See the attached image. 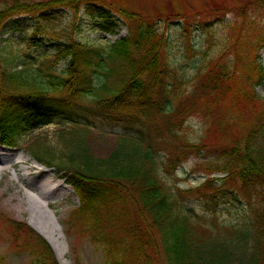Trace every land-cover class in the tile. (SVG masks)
<instances>
[{"label": "trees", "instance_id": "1", "mask_svg": "<svg viewBox=\"0 0 264 264\" xmlns=\"http://www.w3.org/2000/svg\"><path fill=\"white\" fill-rule=\"evenodd\" d=\"M184 9L152 16L114 0H10L0 8V28L9 19L30 17L36 23L31 45L42 30L52 36V22L65 10L115 15L128 34L110 43L56 44L49 62L38 63H49L40 83L24 77L29 62L23 56L5 53L0 145L26 151L61 173L80 200L66 221L68 232L102 248L107 264H264V98L255 90L264 82L263 69L254 59L242 63L248 71L237 74V65L229 69L210 59L187 93L172 66L168 39L156 26L179 17L189 51L191 26ZM225 101L226 113L213 117V109ZM201 110L212 113L201 114L206 118L202 134L189 138L182 130ZM50 125L58 127L54 136L63 142L59 156L34 136ZM107 129L114 131L115 149L107 158H95L86 140ZM203 154L210 156V173L223 175L221 185L211 178L193 193L177 191L178 197L186 203L192 196L213 202L230 185L231 200L242 201L236 224L226 226L215 214L188 209L156 174L158 159L166 168ZM15 227L21 243L14 239L11 247L25 253L30 264H59L42 237L24 224Z\"/></svg>", "mask_w": 264, "mask_h": 264}, {"label": "rangeland", "instance_id": "2", "mask_svg": "<svg viewBox=\"0 0 264 264\" xmlns=\"http://www.w3.org/2000/svg\"><path fill=\"white\" fill-rule=\"evenodd\" d=\"M120 1L132 11L152 16L160 15L161 12L166 13L169 10L174 11L178 7L185 8L182 12H186L185 16H188L189 19L190 41L193 47L189 51L185 49L182 42L181 27H183V23L179 17L173 15L172 22L162 20L156 26L168 39L172 66L183 80L181 82L184 84L181 87H186L187 93L192 89L189 82L196 76L202 63L210 59L220 60V65H225L229 69L230 67L235 68L237 65V74L249 70L242 63H249L257 59V63L260 64L264 73V0H114L116 3ZM9 2L10 0H0V8ZM108 20L112 25H106ZM158 22L156 20V23ZM42 24L46 25L48 22ZM35 28L36 23L26 15L7 20L0 28V61L5 58L6 54L8 57L23 56L29 62L24 77L36 83L45 82L42 81L41 76L45 74L46 71L43 69L47 65L49 66V63L41 64L42 66L38 63L49 62L56 44L71 40L110 43L128 34L126 24L115 15L106 18L103 13H89L84 10H65L58 20L52 22V36H45L42 30L39 42L36 45H31L28 38ZM37 65L40 66L37 67ZM255 90L261 98H264V82ZM227 105L226 101L220 103L213 109L212 116L224 115ZM202 113L211 115L212 112L201 110L197 115H193L182 133L187 134L189 138H197L201 135L206 119L201 117ZM209 118H207L208 122ZM56 131H58V127L50 125L36 131L34 136L38 135L40 144L59 156L60 152L64 151V147L63 142L54 136ZM113 132L107 129L103 134L93 132L89 135L86 144L93 157L107 158L114 151L116 136ZM0 155H5L9 159L20 157L26 163L25 165L14 164L12 168H8L5 173L0 175V264H30V258L25 253H18L11 247L10 242L14 239L18 245H20L19 242L21 243V240L17 239L19 234L14 235V232L18 231L15 226L24 224L40 237L41 235L28 224V215L24 211V207L20 208L19 206L23 205V195L17 193L19 189L15 188V185L12 184L14 182L10 178L20 168H29L30 178L38 176L39 178L46 177L48 180L65 181L55 168L38 163L26 151L0 145ZM164 161L163 158L156 160V174L163 184L171 188L176 199L182 202L186 203V199H180L177 191L190 190L193 193L195 189L201 188L206 180H212L211 178L217 180L214 182L217 186L221 185L219 178L223 175L210 173L212 167L208 164L210 161L208 155L190 156L174 167L165 168ZM35 165L38 167L35 168ZM67 186L72 190L68 195L60 197V194L56 193L52 196L53 199L48 200L49 208L54 214V217L50 215L51 219L56 221L54 238H57L58 241V247L56 246L58 255L52 250L57 262L59 264H74L78 257L80 264H107L102 248L96 246L85 236H79L76 239L74 233L68 232L65 222L70 219L72 211L79 206L80 200L76 192L69 185ZM231 189L230 185L223 186L222 190L226 191L223 194L218 193L213 202L203 197L192 196L187 200V207L198 214L207 216L215 214L218 223L226 226L236 224L243 215L242 201L241 199L239 201L231 200L229 193ZM201 192L203 191L201 190Z\"/></svg>", "mask_w": 264, "mask_h": 264}, {"label": "bare ground", "instance_id": "3", "mask_svg": "<svg viewBox=\"0 0 264 264\" xmlns=\"http://www.w3.org/2000/svg\"><path fill=\"white\" fill-rule=\"evenodd\" d=\"M18 163L21 165L26 164L20 157L9 159L5 155H0V175ZM37 167L35 165V168ZM28 171L29 168H20L10 178L14 182L12 184L15 185V188L19 189L17 193L23 195V205L19 203V206L20 208L24 207L23 209L28 215V224L46 239L56 255H58V249L56 248V246L58 247V241L57 238H54L56 232L54 224L56 221L51 219L50 215L54 217V214L49 208L48 200L53 199L52 196L56 193L60 194V197H64L72 190L59 180H48L46 177L39 178L38 176L30 178L31 174ZM44 171L49 172L47 170Z\"/></svg>", "mask_w": 264, "mask_h": 264}]
</instances>
